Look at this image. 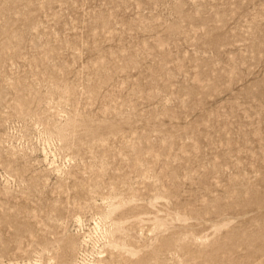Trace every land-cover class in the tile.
I'll return each instance as SVG.
<instances>
[{
  "label": "rangeland",
  "instance_id": "374dc122",
  "mask_svg": "<svg viewBox=\"0 0 264 264\" xmlns=\"http://www.w3.org/2000/svg\"><path fill=\"white\" fill-rule=\"evenodd\" d=\"M0 264H264V0H0Z\"/></svg>",
  "mask_w": 264,
  "mask_h": 264
},
{
  "label": "bare ground",
  "instance_id": "6f19581e",
  "mask_svg": "<svg viewBox=\"0 0 264 264\" xmlns=\"http://www.w3.org/2000/svg\"><path fill=\"white\" fill-rule=\"evenodd\" d=\"M82 262V261H81ZM76 263V262H75Z\"/></svg>",
  "mask_w": 264,
  "mask_h": 264
}]
</instances>
